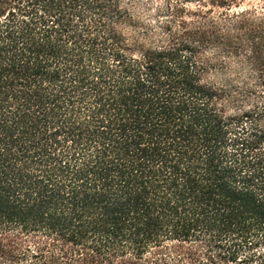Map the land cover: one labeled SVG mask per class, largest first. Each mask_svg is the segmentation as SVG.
I'll list each match as a JSON object with an SVG mask.
<instances>
[{
    "label": "trees",
    "instance_id": "16d2710c",
    "mask_svg": "<svg viewBox=\"0 0 264 264\" xmlns=\"http://www.w3.org/2000/svg\"><path fill=\"white\" fill-rule=\"evenodd\" d=\"M0 264H264V0H0Z\"/></svg>",
    "mask_w": 264,
    "mask_h": 264
}]
</instances>
